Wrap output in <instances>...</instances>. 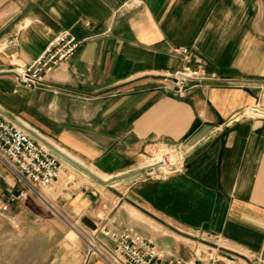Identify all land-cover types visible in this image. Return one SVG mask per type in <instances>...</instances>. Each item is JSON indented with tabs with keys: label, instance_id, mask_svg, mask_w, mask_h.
I'll list each match as a JSON object with an SVG mask.
<instances>
[{
	"label": "crops",
	"instance_id": "1",
	"mask_svg": "<svg viewBox=\"0 0 264 264\" xmlns=\"http://www.w3.org/2000/svg\"><path fill=\"white\" fill-rule=\"evenodd\" d=\"M62 31L79 49L42 84L18 83L12 70ZM185 65L220 79L182 93ZM0 93V111L63 164L26 201L0 171V218L29 240L0 264H109L84 259L80 233L116 245L97 223L165 261L264 264V116L248 110L264 105V0H0ZM165 149L174 171L135 172Z\"/></svg>",
	"mask_w": 264,
	"mask_h": 264
},
{
	"label": "built area",
	"instance_id": "2",
	"mask_svg": "<svg viewBox=\"0 0 264 264\" xmlns=\"http://www.w3.org/2000/svg\"><path fill=\"white\" fill-rule=\"evenodd\" d=\"M82 43L83 40L68 31L55 34L31 65L18 64L12 70L17 82L27 87L42 84L46 75L71 57ZM172 78L182 93L190 81L198 84L208 79H220L216 75H209L203 68L189 65L176 70ZM252 112L264 116L259 113L258 106H254ZM149 165H157L149 171L146 170L149 177H163L176 169L170 162L168 153L164 154L160 161ZM2 169L8 170L15 177L17 186H20L16 196L21 198L26 197L27 191L41 195L40 189L50 186L61 175L63 164L47 144L0 111V171ZM96 231L113 239L116 245L111 247L95 237L80 233L88 247L84 257L86 262L92 257H101L109 264H215L201 259L181 257L165 261L164 253L156 245L131 230L117 231L97 223Z\"/></svg>",
	"mask_w": 264,
	"mask_h": 264
},
{
	"label": "rangeland",
	"instance_id": "3",
	"mask_svg": "<svg viewBox=\"0 0 264 264\" xmlns=\"http://www.w3.org/2000/svg\"><path fill=\"white\" fill-rule=\"evenodd\" d=\"M2 96L3 95L0 93L1 100L3 98ZM0 102L2 104V101H0ZM260 106L264 107L263 104H261ZM174 151H175L174 149H171L168 152L166 151V153L169 154V159H170V162L172 164L178 162V161H176L173 158ZM171 152H172V156H171ZM100 176L103 177V178H108L106 175H100ZM114 187H116L117 190L121 189V185H119V184L118 185L116 184ZM31 194L35 195V196L39 195V194L34 193L32 191H27L26 197L24 196V197H21V198L26 201V199H28L29 195H31ZM44 213L45 214H47V213L52 214V210H44ZM28 229H31L32 231H34L35 227L31 226V227H28ZM46 240H47V236L45 234L44 235V243L46 242ZM28 243H29V240L27 238V234L24 235V236L22 235V238H21V235L19 234V226L18 225L16 226L15 223L11 222L7 218H4V217L0 218V248H1L0 255H1L2 258L10 257L13 260V259H16V258L20 257V254H19V251H18V248H19L18 246L20 244L27 245ZM205 254H203V255H205ZM84 257H85V254H84ZM208 261L213 262V260H208ZM215 264H216V262H215Z\"/></svg>",
	"mask_w": 264,
	"mask_h": 264
},
{
	"label": "bare ground",
	"instance_id": "4",
	"mask_svg": "<svg viewBox=\"0 0 264 264\" xmlns=\"http://www.w3.org/2000/svg\"><path fill=\"white\" fill-rule=\"evenodd\" d=\"M253 109V107L252 108H250V109H248L249 111H251ZM258 110H259V113H261V114H264V107H261L260 105H258ZM45 141V140H44ZM45 143L47 144V142L45 141ZM48 145V144H47ZM48 147H49V145H48ZM50 148V147H49ZM51 149V148H50ZM52 150V149H51ZM53 151V150H52ZM168 152L169 150L168 149H165V151H163V152ZM163 152H160L155 158H153V159H151L150 160V162L149 163H155L156 161H160V159H163V156H164V154H163ZM170 153V152H169ZM169 155V154H168ZM171 156H172V152H171ZM173 158L175 159V160H177L178 159V155H176L175 154V152L173 153ZM167 169V168H166Z\"/></svg>",
	"mask_w": 264,
	"mask_h": 264
},
{
	"label": "water",
	"instance_id": "5",
	"mask_svg": "<svg viewBox=\"0 0 264 264\" xmlns=\"http://www.w3.org/2000/svg\"><path fill=\"white\" fill-rule=\"evenodd\" d=\"M71 161H73L75 164H77L78 166H80V167H82L83 169H85L83 166H81L80 164H78L77 162H75L74 160H72L71 159ZM155 166H157V165H149L148 164V166H145V167H142L141 169H139V170H137V171H135V172H142V171H145V170H148L149 171V169H151V168H153V167H155ZM86 170V169H85ZM94 175V174H93ZM95 176V175H94ZM97 177V176H96ZM98 178V177H97ZM98 179H100V178H98ZM103 182H106V181H103Z\"/></svg>",
	"mask_w": 264,
	"mask_h": 264
}]
</instances>
